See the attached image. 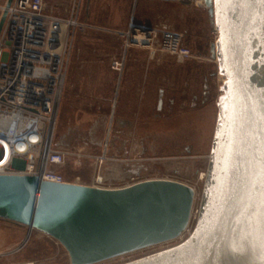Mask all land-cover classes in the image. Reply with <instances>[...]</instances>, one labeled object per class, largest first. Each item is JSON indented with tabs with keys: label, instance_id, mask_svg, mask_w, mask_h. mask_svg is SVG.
I'll return each mask as SVG.
<instances>
[{
	"label": "water",
	"instance_id": "water-1",
	"mask_svg": "<svg viewBox=\"0 0 264 264\" xmlns=\"http://www.w3.org/2000/svg\"><path fill=\"white\" fill-rule=\"evenodd\" d=\"M204 5L220 31L211 57L219 59L227 80L199 221L183 243L124 264L264 260V0H205ZM6 15L4 10L0 32ZM131 28L135 34L151 24L132 21ZM193 201L194 189L172 179L102 188L0 174V218L56 239L71 264H94L178 237Z\"/></svg>",
	"mask_w": 264,
	"mask_h": 264
},
{
	"label": "rangeland",
	"instance_id": "rangeland-1",
	"mask_svg": "<svg viewBox=\"0 0 264 264\" xmlns=\"http://www.w3.org/2000/svg\"><path fill=\"white\" fill-rule=\"evenodd\" d=\"M124 3H118L119 8L115 10V14L122 13L121 6ZM153 13L149 6L148 8L145 6L146 16L143 17L150 24L165 25L183 32L184 45L189 47L197 58L187 60L185 61L187 63L183 64L172 56L173 59L169 58L163 66H158L155 63L156 60H151L153 63H151L149 74V116L145 117V153L143 155L145 160H136L140 157H137L136 151H131L129 147L126 151L118 153L119 155L114 153V157L122 162L111 164L105 172L115 183L134 174L145 176V178L165 176L187 183L197 190L195 205L197 206L205 182L202 173H207L209 167L219 106L222 103L218 104L219 97L225 94L227 80L219 59H213L208 53L211 43L217 40L215 20L209 15L208 8L204 4L203 6L185 5L172 0H165L164 13H161L159 17ZM135 17L139 18L138 15ZM136 31V33L141 32L138 28ZM113 37L116 35L111 32L91 28L79 32L76 37L55 133V141H70L69 145H65L66 148L82 147L83 137L97 126L100 117H95L86 124H72L69 138L65 139L64 135L62 136V127L65 125L69 105L66 95L78 91L80 77L76 66L78 52L91 49L111 51L117 44L125 45L126 37L119 43L113 41ZM129 44L134 46L132 42ZM132 49H136L135 46ZM141 49L150 50L146 47ZM164 55L166 58L171 57L169 54ZM160 89L163 90L162 96H160ZM190 95L193 99H188L184 107L181 100L184 96L190 98ZM172 97H174V114L177 115L171 119L155 117L153 111L156 105H162V103L163 108L156 113H168V102ZM81 102L82 99H75L76 105H80ZM190 108H193L192 112ZM100 123L101 126L104 124L103 121ZM99 132V135L104 133L102 127ZM112 132L110 142L116 135L114 129ZM109 155L113 156L111 148ZM59 170L70 181L80 177L81 183L89 184L91 180L90 171L86 168L75 169L67 165ZM28 231L27 225L0 218V264H71L66 248L52 237L37 230H32L29 239L18 248ZM175 241L155 244L94 264H124L171 247L176 243Z\"/></svg>",
	"mask_w": 264,
	"mask_h": 264
},
{
	"label": "built area",
	"instance_id": "built-area-1",
	"mask_svg": "<svg viewBox=\"0 0 264 264\" xmlns=\"http://www.w3.org/2000/svg\"><path fill=\"white\" fill-rule=\"evenodd\" d=\"M82 2L72 0L68 18L49 12L47 0H13L10 6H1L7 15L0 32V174L35 175L41 180L66 182L70 180L59 169L71 165L75 169L89 170L91 180L87 185L102 188L127 187L149 179H172L165 176L145 178L134 174L115 183L105 172L118 160L109 155L108 138L101 152L90 150L89 142L71 149L61 147L55 141L75 39L79 32L90 28L78 19ZM191 4L198 5L199 0H192ZM215 31L218 41L219 28L216 27ZM136 32L133 34L130 25L124 35L126 47L132 42L169 54L178 62L197 58L184 45L185 35L181 31L165 25H151L148 31ZM137 34H143V41H134ZM122 66V61L112 64L118 71ZM142 160L145 158H139ZM79 179L77 177L71 182L81 183ZM193 189L196 190L195 187ZM203 196L204 188L197 206V195L193 201L187 227L175 238L182 240L171 247L192 235L199 221Z\"/></svg>",
	"mask_w": 264,
	"mask_h": 264
},
{
	"label": "crops",
	"instance_id": "crops-1",
	"mask_svg": "<svg viewBox=\"0 0 264 264\" xmlns=\"http://www.w3.org/2000/svg\"><path fill=\"white\" fill-rule=\"evenodd\" d=\"M6 1L0 0V17L1 6L6 4ZM47 2L48 11L52 14L63 18L70 16L72 0H47ZM122 2H125L121 6L122 13L115 14V10L119 8L118 3ZM145 6L147 8L149 6L154 11L153 15L159 17L161 13H164L165 0H83L78 19L80 22L90 25L91 29L115 34L116 37H113V41L119 43L125 38L124 35L129 30L132 21L142 24L149 23L143 17L146 16ZM137 15L139 18L135 17ZM134 46L136 49H132ZM134 46L129 44L126 47L117 44L111 51L91 49L78 52L76 66L80 74L79 89L77 88V92L66 95L69 105L65 125L62 127V136L64 135L65 139L70 136L72 124H86L100 116L97 126L83 137V144L89 142L90 150L101 152L106 139L109 138L108 149L111 148L112 153L119 155L118 153L126 151L130 147L131 151H136L137 157L143 158L145 153V87L147 86L148 89L146 94L149 102V74L151 63H153L151 60H156L154 62L158 66H163L169 58H173L172 56L166 58L163 53L157 51H144L141 47H145L141 45L134 44ZM208 53L211 55V46ZM72 58L73 52L71 60ZM114 61L123 62L121 71L112 67ZM186 63L183 62V64ZM70 67L71 62L69 69ZM160 91V96H162L163 90L160 89ZM189 97L184 96V99L181 100L184 107H186L187 101L193 99L191 95ZM79 98L82 99V102L80 105H76L75 99ZM162 106L163 103L160 107ZM192 110L193 108H190V112ZM175 115L177 114H173V116ZM112 120L117 124L114 125ZM101 121L104 122L102 126ZM101 127L104 133L99 135ZM113 129L116 135L110 142ZM57 144L65 147L70 144V141H57ZM136 160L139 161V158ZM116 162L122 161L116 160L113 164Z\"/></svg>",
	"mask_w": 264,
	"mask_h": 264
},
{
	"label": "flooded vegetation",
	"instance_id": "flooded-vegetation-1",
	"mask_svg": "<svg viewBox=\"0 0 264 264\" xmlns=\"http://www.w3.org/2000/svg\"><path fill=\"white\" fill-rule=\"evenodd\" d=\"M146 92L148 93L147 86L145 87V117H148L149 116V102H148V99H147ZM168 105H169L168 106V113H164V114H162V113H156L157 110H160V109L163 108V107H160V105H158V106L156 105V108L154 109L153 114L156 117L170 119L173 116V114H174V107H173L174 106V97H172V98L169 99ZM113 122H114V125L117 124L116 121H113L112 120V123ZM108 143H109V138H108ZM113 156H115L114 153H113Z\"/></svg>",
	"mask_w": 264,
	"mask_h": 264
},
{
	"label": "bare ground",
	"instance_id": "bare-ground-1",
	"mask_svg": "<svg viewBox=\"0 0 264 264\" xmlns=\"http://www.w3.org/2000/svg\"><path fill=\"white\" fill-rule=\"evenodd\" d=\"M205 3V0H199V5H203ZM217 38H218V36H217ZM143 39H144V36H143V34H137L135 37H134V41H136V42H141V41H143ZM216 42H217V40H216ZM154 174V173H153ZM155 176V175H154ZM206 177H207V173L206 172H204V173H202V178L203 179H206ZM149 178V177H148ZM187 184V183H186ZM193 188V187H192ZM196 195H197V190H195L194 189V200H195V197H196ZM32 232V231H31ZM31 232L29 233H27V235H26V237H25V239H24V241L18 246V248L20 247V246H22L28 239H29V237H30V235H31ZM189 232H190V230H189ZM186 233V232H185ZM181 237V236H180ZM186 237V236H185ZM183 239H184V237H183ZM171 240H175V238L174 239H171ZM171 240H167V241H165V242H168V241H171ZM180 240H182V239H180ZM180 240H178V238L176 239V241L175 242H177V243H179L180 242ZM174 242V243H175ZM161 243H163V242H161ZM160 243V244H161ZM172 243V242H171ZM167 244V243H166ZM164 245V244H163ZM18 248H16V249H18ZM15 249V250H16ZM162 249V248H161ZM160 251V250H159ZM154 253V252H153ZM123 255V254H122ZM115 258V257H114ZM128 258V257H127ZM110 259H112V258H110ZM122 260H123V258H122ZM104 262V261H103ZM114 264H116V263H114Z\"/></svg>",
	"mask_w": 264,
	"mask_h": 264
},
{
	"label": "snow or ice",
	"instance_id": "snow-or-ice-1",
	"mask_svg": "<svg viewBox=\"0 0 264 264\" xmlns=\"http://www.w3.org/2000/svg\"><path fill=\"white\" fill-rule=\"evenodd\" d=\"M262 264H264V260H262Z\"/></svg>",
	"mask_w": 264,
	"mask_h": 264
}]
</instances>
